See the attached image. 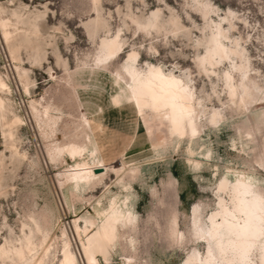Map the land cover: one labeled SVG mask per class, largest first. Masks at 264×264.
<instances>
[{
  "label": "rangeland",
  "instance_id": "1",
  "mask_svg": "<svg viewBox=\"0 0 264 264\" xmlns=\"http://www.w3.org/2000/svg\"><path fill=\"white\" fill-rule=\"evenodd\" d=\"M217 36L227 59L210 54ZM113 40L121 51L98 64ZM132 52L138 71L181 80L190 116L177 124L162 101L133 97ZM120 106L138 135L106 166L88 117ZM239 172L264 199V0H0V264H63L66 250L86 264L81 242L113 210L128 219L100 264H183L194 249L203 259L194 225L225 232L217 213L236 207Z\"/></svg>",
  "mask_w": 264,
  "mask_h": 264
},
{
  "label": "clouds",
  "instance_id": "2",
  "mask_svg": "<svg viewBox=\"0 0 264 264\" xmlns=\"http://www.w3.org/2000/svg\"><path fill=\"white\" fill-rule=\"evenodd\" d=\"M222 23H229V21L225 19ZM216 28L219 32L220 25H216ZM118 39L119 37H117ZM214 41L216 43V49L210 54L215 56L221 55L222 53V58L227 59L229 53L219 44V36L214 37ZM120 51V46L116 40H113L109 54L99 59L97 63H106ZM138 60L139 55L136 52H132L126 57L124 66V72L131 78V84L127 85V87L131 89L133 97H139L141 102L145 96L150 97L154 102L162 101L164 106L172 108V118L177 124L187 116H190L192 95L188 91V88L182 84L181 80L177 79L171 73L165 76L159 67H154L148 63H145L147 72L138 71L136 67ZM115 75H117L118 81L123 79V77H119V74ZM226 76L231 81V76L227 74ZM118 81L114 82L113 85L116 88L119 87ZM116 95H119V93ZM185 102H187V107H185ZM207 159L210 160L211 155ZM196 167L200 168L201 165L197 164ZM233 175L237 177L235 184L232 185L236 207L230 212L224 206L223 201H221L220 207L223 209V212L217 213V215L222 214L225 217V232L221 233L215 226L204 231L199 228L197 221L194 225L196 228V236L199 241L207 244L206 256L202 259L201 253L194 249L192 254L184 259L183 264H256L253 257L260 254L259 242L264 241V199L255 195L253 192L255 178L245 176L241 172ZM116 184L124 191L121 182L118 181ZM227 186L228 180L225 177L221 182V190H224ZM249 197L251 198L249 199ZM116 198L119 199L120 195L117 194ZM129 199L128 196L125 198L127 203ZM195 210L196 208L193 206V212ZM236 213H240L246 217L243 224L239 222H228L229 218L232 221H237ZM124 217L126 216L122 215L121 212H117L113 216L117 223ZM183 238L182 235L178 236L179 240H183ZM214 240L217 241L216 249L218 256L214 255L212 247ZM192 255L196 258L195 262L189 258Z\"/></svg>",
  "mask_w": 264,
  "mask_h": 264
},
{
  "label": "crops",
  "instance_id": "3",
  "mask_svg": "<svg viewBox=\"0 0 264 264\" xmlns=\"http://www.w3.org/2000/svg\"><path fill=\"white\" fill-rule=\"evenodd\" d=\"M126 113L127 110L120 106L88 117L99 157L106 166H112L126 158L133 149L138 131L135 133L128 131L129 120L127 124L124 122ZM132 113L139 117L135 111Z\"/></svg>",
  "mask_w": 264,
  "mask_h": 264
},
{
  "label": "bare ground",
  "instance_id": "4",
  "mask_svg": "<svg viewBox=\"0 0 264 264\" xmlns=\"http://www.w3.org/2000/svg\"><path fill=\"white\" fill-rule=\"evenodd\" d=\"M4 28H6V25H2ZM6 36H10L9 33H5ZM8 38V37H6ZM9 41V40H7ZM111 47L109 48L110 51ZM159 102H154L153 105L158 104ZM92 162H88L87 164H84V169L82 172V175H80L82 178L87 176L91 169ZM81 166V165H80ZM93 166V165H92ZM74 169V168H73ZM119 211H114L106 217L104 220L100 230L96 232L95 235H93L91 238L87 240V242L82 241V258L86 264H100V260L98 259V255H101L106 263L109 262V249L113 248L115 246V242L118 238V233L120 231L119 227L121 225H124L126 227V220L127 217H124L120 219L119 223L113 218L114 214ZM122 215L126 216L125 212H121ZM85 221V220H84ZM90 223V222H89ZM93 226V224H91ZM78 234L80 232L79 227H76ZM87 232V231H86ZM86 234V233H85ZM80 236V234H79ZM113 251V250H112ZM129 263V261H128ZM63 264H76L75 258L72 256V253L70 250H66L64 252V261Z\"/></svg>",
  "mask_w": 264,
  "mask_h": 264
},
{
  "label": "water",
  "instance_id": "5",
  "mask_svg": "<svg viewBox=\"0 0 264 264\" xmlns=\"http://www.w3.org/2000/svg\"><path fill=\"white\" fill-rule=\"evenodd\" d=\"M97 174H99V173H101V172H105V170H103V169H99V170H96L95 171ZM243 174H247L248 172H242Z\"/></svg>",
  "mask_w": 264,
  "mask_h": 264
}]
</instances>
